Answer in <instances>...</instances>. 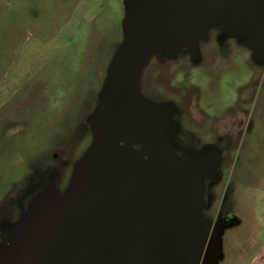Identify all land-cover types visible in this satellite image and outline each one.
<instances>
[{
    "label": "rangeland",
    "instance_id": "obj_1",
    "mask_svg": "<svg viewBox=\"0 0 264 264\" xmlns=\"http://www.w3.org/2000/svg\"><path fill=\"white\" fill-rule=\"evenodd\" d=\"M124 15V0H0V244L46 184L65 191L88 150L87 120L122 43ZM232 50L228 67L218 45H199L201 66L166 59L144 70L141 87L150 100L179 104L184 128L203 140L176 142L180 155L214 154L217 179L207 180L205 214L212 223L237 220L221 229L220 246L233 250L230 264L240 256L249 264L238 250L251 237L228 229L238 226V201L259 202L264 218V65L242 44ZM243 109L236 143H207L230 128L226 114Z\"/></svg>",
    "mask_w": 264,
    "mask_h": 264
},
{
    "label": "water",
    "instance_id": "obj_2",
    "mask_svg": "<svg viewBox=\"0 0 264 264\" xmlns=\"http://www.w3.org/2000/svg\"><path fill=\"white\" fill-rule=\"evenodd\" d=\"M122 43L87 122L92 142L63 193L50 185L0 244V264H201L213 153L180 155L177 107L148 99L143 69L223 28L264 65V0H124ZM136 145H139L137 149ZM213 257L211 264H216Z\"/></svg>",
    "mask_w": 264,
    "mask_h": 264
},
{
    "label": "flooded vegetation",
    "instance_id": "obj_3",
    "mask_svg": "<svg viewBox=\"0 0 264 264\" xmlns=\"http://www.w3.org/2000/svg\"><path fill=\"white\" fill-rule=\"evenodd\" d=\"M218 45L219 49L221 50V52H223V54L226 56V54L233 52L232 48L234 46L235 47H240V43L238 41V38L236 36H234V34L230 33L229 31L217 27V28H213L209 31L208 33V38L207 40L203 41L200 44V47L202 49L203 46L206 45ZM221 47V48H220ZM187 54V55H185ZM189 52L187 50L183 51V53H181L180 55L177 56H169V57H162V56H155L153 58H151L149 60V62L146 64V66L143 69V73H142V80H144V70H146L147 68H152L154 65H158L159 63L163 62L164 60L168 59H177V58H181L183 60H186L189 65H191L192 67H198L201 66V60L202 58L200 57V59L198 60V58H193L191 55H188ZM224 57V63L228 64V67H231L233 65V61L230 59V56ZM251 59L253 61V63L259 67H261L262 65L257 64L253 58V56H251ZM153 61V63H152ZM227 66V65H226ZM142 80H141V86H142ZM142 88V87H141ZM240 88L238 89V98L240 100V97H244L245 94L242 93V91H239ZM143 92V91H142ZM250 96L249 92L246 93V98ZM185 95L184 94H179L178 95V101H183L184 100ZM155 100V99H153ZM164 101V100H161ZM158 101V102H161ZM179 109H177V112L174 115L175 120L178 123V129L177 131L174 133V140L175 142H177L180 146V144H188V143H201L203 142L202 139L198 138L194 133H192L191 131H189L187 128H184L183 126V121H181V117H183L185 110L180 108L179 104L177 105ZM247 112L244 111V109L242 110V112H238V111H233L230 112L229 114L225 115V118L223 120H226L227 117H232L233 119L225 122V124H227V127L230 125V128L227 129L226 131H224V133L219 134L218 130L217 132H215V134L212 135V139H210V141H208L207 143H236L238 140V134L236 132V130H238V128H240L244 122L245 119L243 117H239V114H245ZM247 115V114H246ZM226 126V125H225ZM177 144V145H178ZM181 148V147H179ZM63 163L65 161H62ZM219 176V174H218ZM217 178H212V179H208V182H215ZM52 180V178H51ZM50 181V180H49ZM50 185L46 184V187L43 188L40 192L36 193V195L34 196V198L31 200L33 202V200L39 195L41 194L44 190H46L47 188L49 189ZM30 201V203L28 204L27 208L29 207V205L32 203ZM235 221H237L235 218H231L229 216H227L226 218L223 219V222H219L216 221L212 223V230H211V234L209 237V241H208V245H207V249L210 251L211 255L205 254L203 256L202 262L201 264H211L213 257L215 258H221V252H222V247L220 246V243L217 242L215 239L216 237L221 238L222 236V231L221 229L223 228V226H225V224H235ZM215 236V238H213Z\"/></svg>",
    "mask_w": 264,
    "mask_h": 264
},
{
    "label": "crops",
    "instance_id": "obj_4",
    "mask_svg": "<svg viewBox=\"0 0 264 264\" xmlns=\"http://www.w3.org/2000/svg\"><path fill=\"white\" fill-rule=\"evenodd\" d=\"M237 208L238 213V226L237 228L228 229L236 230L238 234L248 233L250 240H247L245 247H242L239 253L243 254L244 257H250L251 262L249 264H264V218H259L257 215V209L260 207L259 202H254L252 200L238 201ZM241 209L244 211L242 214ZM262 211H260L261 213ZM249 230L250 233L248 232ZM224 234L222 241L223 246L225 241L229 243L230 233ZM230 234V235H229ZM229 235V236H228ZM227 243V244H228ZM233 250H229L226 247L222 248L220 264H230ZM243 256L237 257L236 263L232 264H242Z\"/></svg>",
    "mask_w": 264,
    "mask_h": 264
},
{
    "label": "trees",
    "instance_id": "obj_5",
    "mask_svg": "<svg viewBox=\"0 0 264 264\" xmlns=\"http://www.w3.org/2000/svg\"><path fill=\"white\" fill-rule=\"evenodd\" d=\"M236 222H237V221H235V223H236ZM213 238H215V236H214ZM219 239H220V238L216 237V239H215V240H216L217 242H219V243H220V240H219Z\"/></svg>",
    "mask_w": 264,
    "mask_h": 264
},
{
    "label": "clouds",
    "instance_id": "obj_6",
    "mask_svg": "<svg viewBox=\"0 0 264 264\" xmlns=\"http://www.w3.org/2000/svg\"><path fill=\"white\" fill-rule=\"evenodd\" d=\"M134 147H136L137 149H139L140 146H139V145H136V146H134Z\"/></svg>",
    "mask_w": 264,
    "mask_h": 264
}]
</instances>
